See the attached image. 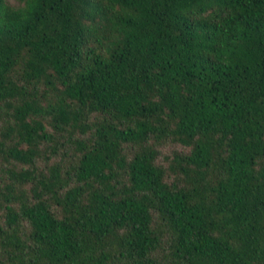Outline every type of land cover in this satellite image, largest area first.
<instances>
[{
  "label": "trees",
  "instance_id": "1",
  "mask_svg": "<svg viewBox=\"0 0 264 264\" xmlns=\"http://www.w3.org/2000/svg\"><path fill=\"white\" fill-rule=\"evenodd\" d=\"M0 0V264H264V0Z\"/></svg>",
  "mask_w": 264,
  "mask_h": 264
},
{
  "label": "rangeland",
  "instance_id": "2",
  "mask_svg": "<svg viewBox=\"0 0 264 264\" xmlns=\"http://www.w3.org/2000/svg\"><path fill=\"white\" fill-rule=\"evenodd\" d=\"M8 4L14 7H20L23 4L19 0H6Z\"/></svg>",
  "mask_w": 264,
  "mask_h": 264
}]
</instances>
